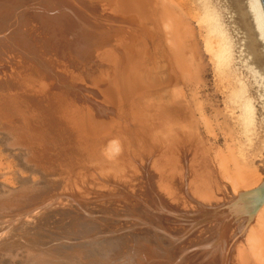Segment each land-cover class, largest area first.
Listing matches in <instances>:
<instances>
[{"label": "bare ground", "instance_id": "obj_1", "mask_svg": "<svg viewBox=\"0 0 264 264\" xmlns=\"http://www.w3.org/2000/svg\"><path fill=\"white\" fill-rule=\"evenodd\" d=\"M262 116L263 0H0V232L26 264H264ZM57 228L83 242L48 254Z\"/></svg>", "mask_w": 264, "mask_h": 264}, {"label": "rangeland", "instance_id": "obj_2", "mask_svg": "<svg viewBox=\"0 0 264 264\" xmlns=\"http://www.w3.org/2000/svg\"><path fill=\"white\" fill-rule=\"evenodd\" d=\"M262 119L264 120V116H262ZM264 122V121H263ZM256 141L255 140H253L252 142H247V143H245L246 144V147H245V149H246V151L248 152L249 150H251L252 149V145H253V143H255ZM249 143V144H248ZM0 220H2V219H0ZM4 222H2V221H0V228L2 227V225L4 226V224H3ZM6 225V224H5ZM54 227H56V226H54ZM14 229V228H13ZM12 228L10 229H7V230H9V231H5L6 229H4V230H1V232H0V263H2V261H3V264H20L21 262H22V258H23V263L22 264H26L25 262V260L27 259V253H17L18 252V249H19V247L18 246H15L14 244H12V242H14L15 240L16 241H19V238H20V236L19 237H16V235L18 234V232H17V234H16V232L13 230ZM58 230V228L54 231V235L52 234V235H47L48 237V239L47 238H45V240L43 241V239L42 238H39L40 239V244H41V241H42V245L44 246V247H46V248H44V249H46V250H49V251H47V253L48 254H51L52 253V255H59V254H65V253H69V252H67L68 251V249L72 246V245H77V244H79L80 242H83L82 240V238H81V235H83V234H78L77 235V237L76 236H70L69 237V234L67 233L66 234V232H65V234H64V232H61L60 230V232L59 231H57ZM12 231V232H11ZM8 232V233H7ZM58 232V233H57ZM7 234H9L8 235V238H7ZM12 234V235H11ZM68 237H69V239H70V241H69V239H68ZM78 238V239H76V238ZM5 238V239H4ZM16 238H18V239H16ZM52 238V239H51ZM80 238V239H79ZM9 239V240H8ZM42 239V240H41ZM55 239V240H54ZM64 239V240H63ZM67 239V240H66ZM53 240V241H52ZM9 242V244H8V242ZM57 241H59L58 243H57ZM62 241V242H61ZM64 241V242H63ZM79 241V242H78ZM11 242V243H10ZM51 242H54V243H56V244H54V243H51ZM72 242V243H71ZM61 243V244H60ZM63 243V244H62ZM5 244H8V245H5ZM50 246H48V245ZM54 244V245H53ZM5 245V246H4ZM52 245V246H51ZM58 245V247H56ZM70 245V246H69ZM56 248H55V247ZM62 246H63V248H62ZM65 246H66V248H65ZM54 247V248H53ZM50 248V249H49ZM57 248H59V249H57ZM13 249H15V252H16V250H17V252L13 255L12 253H14V250ZM54 249V250H53ZM62 249H67V251H65V250H63L62 251ZM51 250V251H50ZM56 250V251H55ZM53 251V252H52ZM54 251H55V253H54ZM60 251V252H59ZM21 252V251H20ZM62 252V253H61ZM7 253V254H6ZM10 254V255H9ZM17 255V256H16ZM21 255H23V257L21 256ZM13 256H15V258H18L17 260H19V261H17L15 258H13ZM19 256H21V257H19ZM98 256V255H97ZM7 257L8 259H10V257H12L11 258V262L8 260V259H6L7 261V263L4 261L5 260V258ZM15 260V261H14ZM17 261V263H14V262H16ZM34 264V263H33Z\"/></svg>", "mask_w": 264, "mask_h": 264}, {"label": "water", "instance_id": "obj_3", "mask_svg": "<svg viewBox=\"0 0 264 264\" xmlns=\"http://www.w3.org/2000/svg\"><path fill=\"white\" fill-rule=\"evenodd\" d=\"M264 1V0H263Z\"/></svg>", "mask_w": 264, "mask_h": 264}]
</instances>
